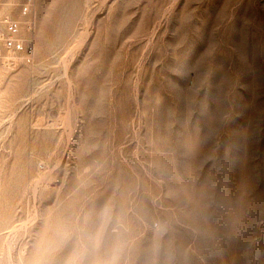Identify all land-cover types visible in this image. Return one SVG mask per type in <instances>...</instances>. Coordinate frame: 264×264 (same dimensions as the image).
<instances>
[{"label":"rangeland","instance_id":"obj_1","mask_svg":"<svg viewBox=\"0 0 264 264\" xmlns=\"http://www.w3.org/2000/svg\"><path fill=\"white\" fill-rule=\"evenodd\" d=\"M37 11L0 67V264L101 229L120 264H264V0Z\"/></svg>","mask_w":264,"mask_h":264},{"label":"built area","instance_id":"obj_2","mask_svg":"<svg viewBox=\"0 0 264 264\" xmlns=\"http://www.w3.org/2000/svg\"><path fill=\"white\" fill-rule=\"evenodd\" d=\"M38 0H0V67L34 65Z\"/></svg>","mask_w":264,"mask_h":264},{"label":"clouds","instance_id":"obj_3","mask_svg":"<svg viewBox=\"0 0 264 264\" xmlns=\"http://www.w3.org/2000/svg\"><path fill=\"white\" fill-rule=\"evenodd\" d=\"M70 239L71 233H62L56 248L49 249L48 254H45L40 246H37L31 264H53L51 254L65 245ZM122 251V241L118 236L114 237L109 244H104L101 229V232L87 234L84 240L78 239L70 257L64 264H120ZM101 253L103 254L101 255Z\"/></svg>","mask_w":264,"mask_h":264}]
</instances>
